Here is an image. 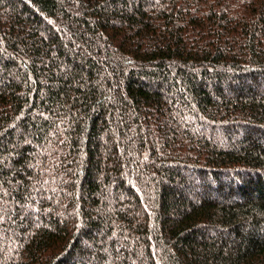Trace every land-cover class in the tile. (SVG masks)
<instances>
[{"label":"trees","instance_id":"1","mask_svg":"<svg viewBox=\"0 0 264 264\" xmlns=\"http://www.w3.org/2000/svg\"><path fill=\"white\" fill-rule=\"evenodd\" d=\"M0 264H264V0H0Z\"/></svg>","mask_w":264,"mask_h":264}]
</instances>
